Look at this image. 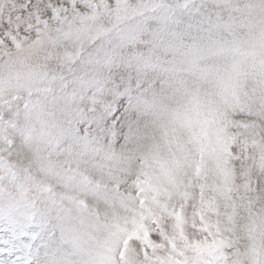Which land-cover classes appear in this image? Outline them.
Wrapping results in <instances>:
<instances>
[{"label":"rangeland","instance_id":"1","mask_svg":"<svg viewBox=\"0 0 264 264\" xmlns=\"http://www.w3.org/2000/svg\"><path fill=\"white\" fill-rule=\"evenodd\" d=\"M0 264H264V0H0Z\"/></svg>","mask_w":264,"mask_h":264},{"label":"snow or ice","instance_id":"2","mask_svg":"<svg viewBox=\"0 0 264 264\" xmlns=\"http://www.w3.org/2000/svg\"><path fill=\"white\" fill-rule=\"evenodd\" d=\"M85 7H88V5L84 3H81L79 6H77V5H68V4L61 5L60 3L53 2L45 7V10L43 13L45 17L44 25L45 26H49V25L58 26L62 28L69 21H74L77 15L82 14L81 9ZM115 7H116L117 12L121 11L119 6H115ZM128 12H129V9L125 7L123 9V14L127 15ZM37 35H39V32H37ZM85 127L87 126L85 125ZM77 131L81 132V128L77 129ZM14 146H15L14 143L9 145L6 142L5 145H3L2 147H4L6 152H11ZM24 242H27V241L25 240ZM32 247L35 248L36 243H34Z\"/></svg>","mask_w":264,"mask_h":264}]
</instances>
